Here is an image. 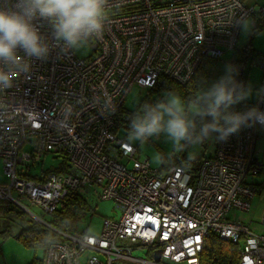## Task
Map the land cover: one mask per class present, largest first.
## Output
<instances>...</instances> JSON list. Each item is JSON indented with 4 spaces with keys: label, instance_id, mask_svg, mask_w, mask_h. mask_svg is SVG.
I'll return each mask as SVG.
<instances>
[{
    "label": "built area",
    "instance_id": "2783aa9c",
    "mask_svg": "<svg viewBox=\"0 0 264 264\" xmlns=\"http://www.w3.org/2000/svg\"><path fill=\"white\" fill-rule=\"evenodd\" d=\"M16 4L0 0V10ZM249 19L255 28L264 7L241 0H105L102 33L81 40L90 49L84 58L56 38L51 19H32L47 54L18 49L16 61L0 62V74L9 77L0 82L7 179L0 204H15L50 229L28 208L50 217L69 191L110 200L120 213L118 220L105 219L97 236L54 230L60 239L48 244L42 264H101V258L104 264H200L212 235L238 244V264H264V231L227 217L251 211L258 185L246 179L264 170L256 148L264 124L253 120L226 141L216 139L213 155L195 173L176 165L153 169L126 141L133 115L146 105L138 94L133 109L125 107L133 88L149 92L161 77L185 86L206 59L236 54ZM259 64L264 69V60ZM260 87L253 105L233 112H264V79ZM47 155L63 164L32 177L30 169ZM260 221L264 228V215ZM142 250L153 259L134 256Z\"/></svg>",
    "mask_w": 264,
    "mask_h": 264
},
{
    "label": "clouds",
    "instance_id": "9594fccd",
    "mask_svg": "<svg viewBox=\"0 0 264 264\" xmlns=\"http://www.w3.org/2000/svg\"><path fill=\"white\" fill-rule=\"evenodd\" d=\"M105 0H17L13 10H0V62L10 63L17 60V50H23L28 56L37 58L47 54L32 19H51L57 39H63L70 47L77 46L82 38L103 31ZM9 77L0 74V82L7 84ZM238 85L230 77H221L212 83L202 94L194 108V114L211 117L196 134V123L186 114L181 97L172 95L166 102L143 105L134 114L126 133L128 146L135 142L144 143L149 137L165 133L177 148L181 142H191L196 136L197 142L210 139L213 133L216 139L226 141L237 133L241 126H251L253 120L264 124V112L252 108L244 113L233 112L231 108L247 93H237ZM189 159H195L190 155Z\"/></svg>",
    "mask_w": 264,
    "mask_h": 264
},
{
    "label": "rangeland",
    "instance_id": "374dc122",
    "mask_svg": "<svg viewBox=\"0 0 264 264\" xmlns=\"http://www.w3.org/2000/svg\"><path fill=\"white\" fill-rule=\"evenodd\" d=\"M247 6L253 5L256 7H264V0H241ZM251 19L242 23L240 33L238 35V48L245 45L250 38H252L251 44L253 50L259 55H251L246 61V66L244 68L245 76V88L238 92L247 93L245 99L240 100L237 104L233 105L232 108L244 101L249 105H253L256 102V97L258 90L261 88L262 79H264V69L260 67L262 59H264V30L253 34L250 38V33L252 26L250 25ZM79 58H84L90 54V49L85 45L84 41H81L77 46L73 47ZM236 54L227 53L220 59L215 60V64L208 75L207 81L198 88L192 100H182L184 102L186 114L190 119H193L196 123V134H199V129L205 122H211V117L201 118L194 114V108L198 101H201L202 94L206 92L213 82L218 81L221 77H230L232 72V67L235 64ZM144 98L145 103L155 104L157 102L164 101L172 96H178L172 93H163L161 95L150 94L146 90L140 91L139 88H133L128 95L126 102L124 103L127 109L132 110L135 100L139 97ZM180 97V96H179ZM148 98V99H147ZM191 98V97H190ZM231 108V109H232ZM218 134L213 133L210 139H205L202 143L197 142L196 136H193L191 142L182 141L183 147L177 148L173 145L172 141L166 136L165 133H160L159 135H154L149 137L144 143L135 142L134 145L137 146V158L139 160L147 159L149 165L153 169H163L165 166L169 165L173 160H182L184 162H193L202 157H210L213 155V149L215 148V138ZM260 140L258 147L261 148L262 154H264V135L260 134ZM190 155H194L195 159H189ZM165 159V160H163ZM63 164L61 157L54 156H44L41 160L36 163L33 169H30L29 174L32 177L40 176L42 171L56 170L60 168ZM3 166L0 160V184H6L7 179L3 174ZM249 182L256 184L259 180L258 176L248 177L246 179ZM86 203L94 210L92 215H84L79 221L78 229L86 230L88 234L97 236L101 232V226L105 219L118 220L120 213L116 209L114 203L110 200L97 201L91 198H86ZM24 207H28L26 202L22 203ZM34 215L41 218L43 221L48 222L49 216L41 214L38 210L28 208ZM230 213L227 217L230 218ZM30 222L39 223L31 216L29 213L23 211L20 207L9 202H2L0 204V264H29L33 259H39L42 257L40 250L28 249L17 242L15 236L18 234L19 230L26 227ZM135 257L143 259H153V252L148 250H142L141 252H134ZM102 263L105 260L101 258Z\"/></svg>",
    "mask_w": 264,
    "mask_h": 264
},
{
    "label": "trees",
    "instance_id": "16d2710c",
    "mask_svg": "<svg viewBox=\"0 0 264 264\" xmlns=\"http://www.w3.org/2000/svg\"><path fill=\"white\" fill-rule=\"evenodd\" d=\"M254 23L256 27L251 30L249 38L253 34H257L258 32L264 30V19L255 20ZM251 41L252 38H250L245 45L236 50V60L232 67L230 78L235 82L236 85H238L236 89L237 93L245 88L244 68L247 64V59L251 57V55H260V53H256V51L253 50ZM213 63L215 64V60L206 59L185 86L180 85L168 78H159L155 88L149 91V96L150 94L161 95L163 93H172L182 97L184 100L191 101L195 91L207 81L208 75L214 66ZM146 104H149V102ZM250 106L251 105L248 103L241 101V103L234 106L231 111ZM202 158L193 162H184L182 160L176 159L168 164L180 166L189 172L195 173L198 162L201 161ZM86 202V198L79 196L76 192L69 191L62 201V204H59L60 207L49 217L50 219L47 223L52 227L53 230L43 224L32 222L19 230L18 234L15 236V239L19 244L28 249H32L34 251L40 250L42 252L41 258L33 259L29 264L43 263V253L48 244L51 241H57L60 239L54 230L65 234L87 233L86 230L78 229L79 221L82 219V217H84V215L90 216L94 214V210ZM202 248L203 249L199 259L200 264L239 263L238 257L240 253V247L238 244H232L212 235L204 241Z\"/></svg>",
    "mask_w": 264,
    "mask_h": 264
},
{
    "label": "crops",
    "instance_id": "0c3cea01",
    "mask_svg": "<svg viewBox=\"0 0 264 264\" xmlns=\"http://www.w3.org/2000/svg\"><path fill=\"white\" fill-rule=\"evenodd\" d=\"M260 134L264 135V129L258 130V139L256 143V148L258 151L257 158L262 162V164H264V154H262L261 152L262 149L258 147ZM258 179L259 180L256 182V184L258 185V192L251 203V211L245 214L238 211L231 212V217H233L234 220L245 226L247 225L250 230L257 234L262 233V231H264V228H262L260 221L262 215H264V171H262V173L258 176Z\"/></svg>",
    "mask_w": 264,
    "mask_h": 264
},
{
    "label": "water",
    "instance_id": "95a60500",
    "mask_svg": "<svg viewBox=\"0 0 264 264\" xmlns=\"http://www.w3.org/2000/svg\"><path fill=\"white\" fill-rule=\"evenodd\" d=\"M41 224H43V225H45L44 223H42L41 222ZM159 256H160V251L159 252H156L155 254H154V258H155V260H159Z\"/></svg>",
    "mask_w": 264,
    "mask_h": 264
},
{
    "label": "bare ground",
    "instance_id": "6f19581e",
    "mask_svg": "<svg viewBox=\"0 0 264 264\" xmlns=\"http://www.w3.org/2000/svg\"><path fill=\"white\" fill-rule=\"evenodd\" d=\"M147 260H149V259H147ZM150 261V260H149Z\"/></svg>",
    "mask_w": 264,
    "mask_h": 264
}]
</instances>
